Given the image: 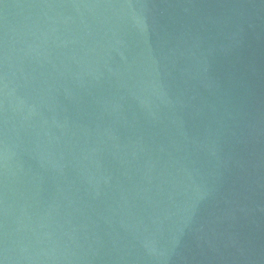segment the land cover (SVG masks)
I'll use <instances>...</instances> for the list:
<instances>
[{
    "label": "water",
    "instance_id": "95a60500",
    "mask_svg": "<svg viewBox=\"0 0 264 264\" xmlns=\"http://www.w3.org/2000/svg\"><path fill=\"white\" fill-rule=\"evenodd\" d=\"M0 264H264V0H0Z\"/></svg>",
    "mask_w": 264,
    "mask_h": 264
}]
</instances>
